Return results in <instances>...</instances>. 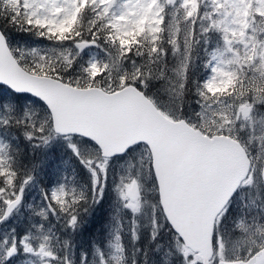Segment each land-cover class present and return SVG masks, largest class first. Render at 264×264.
I'll return each mask as SVG.
<instances>
[{
  "label": "snow or ice",
  "instance_id": "6c2138e0",
  "mask_svg": "<svg viewBox=\"0 0 264 264\" xmlns=\"http://www.w3.org/2000/svg\"><path fill=\"white\" fill-rule=\"evenodd\" d=\"M0 86V264H264V0H0Z\"/></svg>",
  "mask_w": 264,
  "mask_h": 264
},
{
  "label": "rangeland",
  "instance_id": "374dc122",
  "mask_svg": "<svg viewBox=\"0 0 264 264\" xmlns=\"http://www.w3.org/2000/svg\"><path fill=\"white\" fill-rule=\"evenodd\" d=\"M14 41L24 43L25 40L31 42L34 38H27L22 34H18L13 32L12 33ZM105 210L104 209H97L95 216L93 217L92 221L87 225L88 231L85 233V237L91 236L93 233L99 237L101 233L102 225L105 224L107 221L105 219Z\"/></svg>",
  "mask_w": 264,
  "mask_h": 264
},
{
  "label": "trees",
  "instance_id": "16d2710c",
  "mask_svg": "<svg viewBox=\"0 0 264 264\" xmlns=\"http://www.w3.org/2000/svg\"><path fill=\"white\" fill-rule=\"evenodd\" d=\"M0 91H7V89L4 86H0Z\"/></svg>",
  "mask_w": 264,
  "mask_h": 264
}]
</instances>
